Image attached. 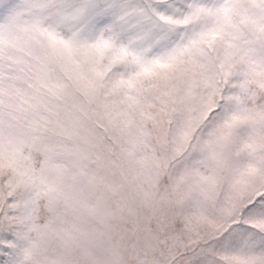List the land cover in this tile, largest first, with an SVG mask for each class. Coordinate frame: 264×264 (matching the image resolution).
<instances>
[{
    "label": "snow or ice",
    "instance_id": "6c2138e0",
    "mask_svg": "<svg viewBox=\"0 0 264 264\" xmlns=\"http://www.w3.org/2000/svg\"><path fill=\"white\" fill-rule=\"evenodd\" d=\"M125 181L136 264H264V0H0V264H98Z\"/></svg>",
    "mask_w": 264,
    "mask_h": 264
},
{
    "label": "rangeland",
    "instance_id": "374dc122",
    "mask_svg": "<svg viewBox=\"0 0 264 264\" xmlns=\"http://www.w3.org/2000/svg\"><path fill=\"white\" fill-rule=\"evenodd\" d=\"M111 179L116 184L122 183L119 175L113 176ZM167 183V179L162 181L161 193L164 192ZM99 196L105 208L121 207L124 209V215L109 224L95 218L86 220L84 228L87 233L86 244L89 252L95 257L98 264H117L120 258H123L124 264H136V251L143 250L146 233L141 230L140 233L133 236V221L137 216L144 217L152 213V209L143 202L140 184L134 181H125L119 193L102 189ZM155 228L156 220H153V231ZM155 254L159 255L158 249Z\"/></svg>",
    "mask_w": 264,
    "mask_h": 264
}]
</instances>
